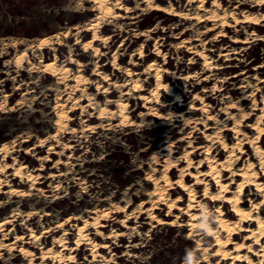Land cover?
Instances as JSON below:
<instances>
[{
  "label": "rangeland",
  "instance_id": "1",
  "mask_svg": "<svg viewBox=\"0 0 264 264\" xmlns=\"http://www.w3.org/2000/svg\"><path fill=\"white\" fill-rule=\"evenodd\" d=\"M211 1L204 0L203 9H199V0H152L151 5L124 0L129 11L116 8L120 13L116 17L100 13L92 0H0V146L6 145L0 150V164L8 165L0 169V222L9 219L0 225V242L11 241L16 234L29 239L33 230L41 236L26 247L35 255L65 230L71 247L75 245L77 224L88 219L82 212L94 216L108 210L107 219H103L107 226L100 228L98 238H93L95 230L90 228L93 240L108 244L99 250L104 257L101 264H185L189 250L194 253V264L216 263L219 256L209 257L216 247L214 236H206L199 228L200 235L187 236V214L173 220L172 215L164 214L167 207L162 203L161 213L156 212L151 219L137 207L148 198L154 179L160 177L166 156L183 164L181 154L188 142L192 149L209 144L204 135L206 122L214 124L207 119L209 114L217 118L218 129L232 124L231 119H224L223 111L243 95L248 97L244 110L252 113L246 122H253L261 112L264 17L258 24H235L227 17L230 25H222L212 12H228L239 0H218L219 8ZM156 3L172 6L178 14L153 9ZM242 9L262 12L264 4L244 0L236 11ZM90 23H96L98 33L107 36L105 41L93 42L98 47L96 52L82 46V40L92 34L86 29ZM43 36H49L50 43L38 48L37 41ZM76 37L78 43L74 42ZM22 51L25 54L17 63ZM199 51L210 66L203 65ZM113 54L117 67L112 64ZM53 57L58 65L69 67L67 75L56 77L42 69V62ZM149 61H153V69L147 67ZM156 69L172 88L171 94L163 96L165 91L160 92L158 103L151 96ZM76 72L88 76V82L73 80ZM134 78L142 90H131ZM141 93L152 99L144 102ZM117 100L126 102V120L117 115ZM162 103V108L157 107ZM201 104L207 110L189 108ZM102 106L114 110V114L99 115ZM150 106L156 107L160 117L147 114ZM167 113L169 117H165ZM225 132L226 142H233V132ZM217 149L221 155L216 158L223 157L219 144ZM244 149L251 153L248 144ZM5 154L8 157L2 160ZM20 163L31 178L13 173ZM177 164L170 165V178L177 177ZM211 183V190H215L216 185ZM172 185L178 190L166 195H180L179 204L185 206L187 194L177 184ZM202 187L196 188L198 192ZM248 191L247 187L245 197ZM245 205H249L248 200ZM222 208L228 210L230 205ZM179 211L174 209V213ZM126 215H131L128 227L120 224ZM214 216L212 213L208 217L212 226L216 225ZM66 217L69 220L58 228L56 225ZM242 233L233 240H241ZM20 245L14 249L0 247V264H28L18 250ZM205 246L209 249L203 255ZM72 254L74 261L70 264H84L92 257L87 243L74 248ZM220 264H228V260Z\"/></svg>",
  "mask_w": 264,
  "mask_h": 264
},
{
  "label": "bare ground",
  "instance_id": "2",
  "mask_svg": "<svg viewBox=\"0 0 264 264\" xmlns=\"http://www.w3.org/2000/svg\"><path fill=\"white\" fill-rule=\"evenodd\" d=\"M96 8H98L100 13L108 14L111 16H120V13L115 9H124L129 11L128 6L124 5V0H92ZM127 1V0H126ZM147 4L152 3V0H142ZM204 0H199L197 5L199 9H203ZM218 0H212L211 5L218 7ZM242 4L244 0L238 1L234 4L231 10L226 12L223 10L221 13L215 11L212 12V15L219 16L222 25H230L227 17H231L234 20L235 24H238L239 21H247L252 24H258L259 19L264 17V11H248L242 9L240 12L236 11ZM255 4H264V0H255ZM153 9L162 10L168 14H178V12L172 9V6H165L163 4H152ZM207 10V8H204ZM100 15H97V18ZM96 23H90L87 25L86 29L91 30L92 34L89 38L82 40V46L84 49L91 48L94 52L97 51L98 47L93 44L94 41L100 40L105 41V35H100L96 28ZM255 28L256 25H250ZM56 36V35H53ZM75 43L79 42V38L76 37L74 40ZM50 43L49 36L40 37L37 41V47H45ZM25 54L22 51L17 57L16 62L20 63L23 55ZM199 56L203 59V65H208L209 61L205 57V54L201 51L198 52ZM79 64V62H77ZM112 64L114 67L116 65V55H112ZM153 61L147 62V67L153 69ZM42 69L49 73L50 75L56 77H62L67 75L69 72V67L65 64L58 65L56 62V57L48 61L42 62ZM98 73L99 71H95ZM155 82L151 88V96L154 98V101L158 103L159 95L162 90L166 94H171L172 88L171 84L162 80V73L159 69H156L155 73ZM187 75H183L185 77ZM103 80H107V76L101 74ZM72 79L76 82L84 81L88 82V76L83 75L80 72L73 74ZM99 86V85H98ZM97 86V87H98ZM143 87H140V83L134 78L131 83L132 91H140ZM125 93L127 91H124ZM139 97L143 99L144 102H149L152 97L144 94H140ZM248 99L246 96H241L237 99H234L232 102L227 104L223 113H225L224 119L226 121L232 120V124H227V126L218 129L216 125L215 116L209 114L207 119L213 120L214 124H209L207 121L205 124V140L209 144L198 145L196 148H189L191 144L188 142L187 148L181 154V160L183 164H177L178 161H172L169 156L164 158L165 164L161 169V175L159 178L154 179L153 189L148 194V198H144L141 203L137 205L140 208L141 212L147 213L151 218H155V213H161L160 204H166L167 210L164 213L165 215H172L173 220H177L183 214L189 216L187 221V226L189 232L187 236L190 235H200L205 232V235H213L215 238L214 245L215 249L212 250L211 256H219V259L216 260L215 264H220L223 259L228 260V264H237V261L243 260L246 261V264H264V218L261 216L264 214V180L261 179V176H264V95L261 100L263 105L260 108L261 112L256 113V117L253 122H246V119L252 117V113L246 112L243 107V103ZM177 100V96L174 98ZM255 101V95L252 96V103ZM117 106V115L121 120L127 119V114L125 113L126 102L122 100H117L115 102ZM165 103L158 105L157 107L162 108ZM200 107L203 111L207 110L204 104L200 106L189 105L190 109H196ZM255 108V107H253ZM114 114V110L109 109L105 106H102L99 110V115L104 113ZM194 112L193 110H185V113ZM147 114H151L157 117H160L159 111L155 106H150ZM167 113L165 117H169ZM180 119L184 117L180 116ZM58 125H61V121L58 120ZM198 123V121H196ZM208 130H211V133H208ZM231 130L233 132L234 141L226 142L224 138V132ZM252 132V133H251ZM227 132H225V135ZM220 145L221 149L224 151V155L221 158H216V155H221V150L217 149V145ZM248 144L251 148V153H248L244 147ZM6 149V145L2 143L0 150ZM217 150L214 154V151ZM174 151V150H173ZM200 155L198 159H194L196 155ZM7 155L5 154L1 159L6 160ZM219 157V156H218ZM252 157L255 160H252ZM241 161V162H240ZM177 164V177L170 178L168 175V170L170 165ZM8 167V165L1 166L0 169ZM205 167V169H204ZM260 170V172L258 171ZM223 171H227L228 174L225 175ZM13 173L16 176H25L27 179L31 178V173L24 171V164L20 163L15 165ZM239 179H237V178ZM188 180V181H187ZM216 185L215 190L212 189V183ZM172 183L177 184L181 190L187 194V202L185 206L181 207L179 202L182 200L180 195L168 197L166 194L168 192L173 193L178 189L173 187ZM6 184V182H4ZM235 184V186H233ZM202 185V191L198 192L196 188ZM252 186L254 190L252 189ZM249 188L247 197L244 196V190ZM252 196L257 198L260 196V199H252ZM249 201V205H245L246 201ZM149 203V205H148ZM214 203L213 209H210V204ZM230 205L228 210H223L222 207ZM180 209L179 213H174V209ZM122 210H114L112 212L119 213ZM108 210H101L96 213L94 216L87 214L85 211L82 214H86L88 219L83 223L77 224L76 226V237L74 239L75 245L69 247L67 245V231H62L60 235H55L52 238L50 246L43 247L40 251V254H33L32 250L26 247V244L36 241L41 234H37L31 230L29 232V239H24L22 235L16 234L15 238L8 242H0V247H6L7 249H14L18 243L21 245L18 247L19 252H21L24 258L27 257L28 264L35 262L36 264H70L74 261L72 250L79 246L82 243H87L91 252V260L84 264H101L100 261L104 259L99 250L101 248H106L108 244L106 242L98 243L90 237V234L93 232L90 228L93 227L95 233L93 238H98L99 230L101 227L107 226V221L104 222L103 219H107ZM215 213L213 221L216 225L212 226L208 222V217L210 214ZM229 216V217H227ZM264 216V215H263ZM91 217V219H90ZM131 215H126L120 220V224L124 227H128L127 223L130 220ZM172 218L169 220V223L172 224ZM159 219V218H158ZM69 220L68 217L65 218V221H60L56 226L60 228L65 222ZM9 219H5L0 222V225L3 226L5 223H8ZM255 224V225H254ZM197 228L202 231H198ZM0 229H3L1 227ZM45 229L43 232H45ZM53 231H58L53 229ZM243 232V233H242ZM241 240L234 241L233 239H238L241 235ZM106 236H110L106 235ZM6 237V236H5ZM232 244V246H230ZM257 245V248L255 246ZM203 255L207 254V249L209 246H205ZM97 256H101L98 258ZM254 256L256 260H254ZM40 261H36V258ZM48 259H51L52 262L49 263Z\"/></svg>",
  "mask_w": 264,
  "mask_h": 264
},
{
  "label": "clouds",
  "instance_id": "3",
  "mask_svg": "<svg viewBox=\"0 0 264 264\" xmlns=\"http://www.w3.org/2000/svg\"><path fill=\"white\" fill-rule=\"evenodd\" d=\"M185 264H194V253L192 251H186Z\"/></svg>",
  "mask_w": 264,
  "mask_h": 264
},
{
  "label": "trees",
  "instance_id": "4",
  "mask_svg": "<svg viewBox=\"0 0 264 264\" xmlns=\"http://www.w3.org/2000/svg\"><path fill=\"white\" fill-rule=\"evenodd\" d=\"M188 245H189V247H191V243H190V242L188 243ZM182 256H183V255H182Z\"/></svg>",
  "mask_w": 264,
  "mask_h": 264
}]
</instances>
